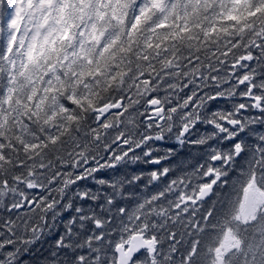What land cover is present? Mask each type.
Listing matches in <instances>:
<instances>
[{
    "label": "snow or ice",
    "instance_id": "6c2138e0",
    "mask_svg": "<svg viewBox=\"0 0 264 264\" xmlns=\"http://www.w3.org/2000/svg\"><path fill=\"white\" fill-rule=\"evenodd\" d=\"M262 207L264 0H0V264H256Z\"/></svg>",
    "mask_w": 264,
    "mask_h": 264
},
{
    "label": "trees",
    "instance_id": "16d2710c",
    "mask_svg": "<svg viewBox=\"0 0 264 264\" xmlns=\"http://www.w3.org/2000/svg\"><path fill=\"white\" fill-rule=\"evenodd\" d=\"M190 150H185V152L180 154V159L182 160H188L190 159L189 155ZM260 213H264L260 212ZM233 229H238V231L233 232L237 238L242 239L243 243L241 244L240 248H238L235 251H232V253H229L230 259H235V257L241 255L242 251H247L249 245H253L254 250H259V255L256 257V264H264V249H259L260 241L258 239L254 238V235L252 237L248 236L244 229L247 228L250 232L253 234L260 232L264 234V216L260 217L259 219H256L252 222H241L239 219L233 221L232 223ZM223 230H220L217 234L216 239L220 240L223 238ZM224 264V262H222ZM249 264H251V261H249Z\"/></svg>",
    "mask_w": 264,
    "mask_h": 264
},
{
    "label": "rangeland",
    "instance_id": "374dc122",
    "mask_svg": "<svg viewBox=\"0 0 264 264\" xmlns=\"http://www.w3.org/2000/svg\"><path fill=\"white\" fill-rule=\"evenodd\" d=\"M243 222H246V221H248L249 222V220L251 219H249V218H240ZM229 235H234L233 233H230ZM238 239V238H237ZM235 245H237V244H234L233 246H235ZM223 251H224V249H223Z\"/></svg>",
    "mask_w": 264,
    "mask_h": 264
}]
</instances>
